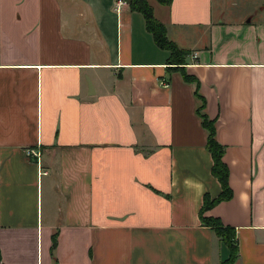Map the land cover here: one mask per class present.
Returning a JSON list of instances; mask_svg holds the SVG:
<instances>
[{
	"label": "crops",
	"instance_id": "obj_1",
	"mask_svg": "<svg viewBox=\"0 0 264 264\" xmlns=\"http://www.w3.org/2000/svg\"><path fill=\"white\" fill-rule=\"evenodd\" d=\"M117 1L0 0V264H264V0Z\"/></svg>",
	"mask_w": 264,
	"mask_h": 264
},
{
	"label": "trees",
	"instance_id": "obj_2",
	"mask_svg": "<svg viewBox=\"0 0 264 264\" xmlns=\"http://www.w3.org/2000/svg\"><path fill=\"white\" fill-rule=\"evenodd\" d=\"M128 3L130 9L133 12L142 14L146 21V27L149 33L154 37L155 43L161 49L169 51L171 53L170 64L178 65L183 64L184 59H181L184 53L180 51L176 44L169 40L167 35L166 26L161 23L155 15V10L152 5V1L157 2L159 5L169 7L173 0H124ZM185 79L191 82L194 81L191 77L185 76ZM197 84V82H196ZM201 106L198 110V114L202 119L204 128L208 132V150L212 154L214 160V166L212 168V174L216 177L222 185L223 192L218 199L211 200L208 196L205 197L204 211L209 210L216 204L224 201H228L232 197V191L229 186V170L225 164L224 149L216 141L215 138V124L210 121L208 117L203 113L205 108V101L197 95ZM202 223L214 230L216 235L230 248L231 256L224 264H235L238 258V250L235 244V231L232 228L225 227L218 219L204 218L202 215Z\"/></svg>",
	"mask_w": 264,
	"mask_h": 264
},
{
	"label": "built area",
	"instance_id": "obj_3",
	"mask_svg": "<svg viewBox=\"0 0 264 264\" xmlns=\"http://www.w3.org/2000/svg\"><path fill=\"white\" fill-rule=\"evenodd\" d=\"M125 4H127V2L124 1V0H118V1H117V6H118V8H121V7L124 6ZM28 156H30V157H32V156L39 157L40 154H39V153H35L34 151H29V152H28ZM39 175H40V176L42 175L41 169H40V171H39Z\"/></svg>",
	"mask_w": 264,
	"mask_h": 264
},
{
	"label": "rangeland",
	"instance_id": "obj_4",
	"mask_svg": "<svg viewBox=\"0 0 264 264\" xmlns=\"http://www.w3.org/2000/svg\"><path fill=\"white\" fill-rule=\"evenodd\" d=\"M154 3H156V2L154 1ZM162 11H163L162 17L165 18V16H166V9H164ZM235 264H237V262Z\"/></svg>",
	"mask_w": 264,
	"mask_h": 264
}]
</instances>
